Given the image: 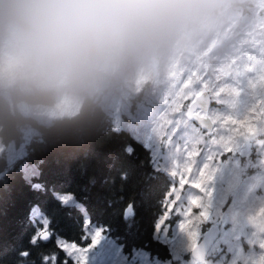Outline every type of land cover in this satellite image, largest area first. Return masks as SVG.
I'll return each mask as SVG.
<instances>
[{
  "label": "clouds",
  "instance_id": "9594fccd",
  "mask_svg": "<svg viewBox=\"0 0 264 264\" xmlns=\"http://www.w3.org/2000/svg\"><path fill=\"white\" fill-rule=\"evenodd\" d=\"M183 7L174 0H0V95L83 102L80 110L70 107L53 124L30 121L37 132L31 140L15 128L0 129V201L21 181L41 188L31 176L52 159L72 168L81 190L91 192L99 184L110 204L124 201L121 194L137 167L127 158L134 157L135 149L125 142L110 162L103 153L132 135L148 111L153 71L201 39L196 34L188 38L197 25L182 14ZM141 78L144 86L137 87ZM46 191L69 215L74 207H84L75 191L55 186ZM133 214L129 200L123 216ZM51 223L45 217L33 225L27 246L8 260L0 256V264H58L64 238ZM60 264H67V256Z\"/></svg>",
  "mask_w": 264,
  "mask_h": 264
},
{
  "label": "rangeland",
  "instance_id": "374dc122",
  "mask_svg": "<svg viewBox=\"0 0 264 264\" xmlns=\"http://www.w3.org/2000/svg\"><path fill=\"white\" fill-rule=\"evenodd\" d=\"M214 1L204 0L197 11V15L212 27L210 39L202 49L199 47L201 42L193 44L198 47L191 56L176 55L163 69L153 71L147 85L148 111L132 133L150 150L154 167L169 175L170 188L164 210L156 221L155 237L167 245L171 256L163 260L144 249L123 252L121 245L105 230L88 222L83 207L89 242L80 245L64 240L68 245H75L72 252L76 256L65 252L79 264H85V259L87 264H199L191 255L187 235L179 231V225L187 220L183 213L189 207L192 208L191 227L200 233L198 241L206 227L218 222L219 236L207 253L206 264H264V249L260 247V242L264 241V217L259 214L264 208V68L256 56L245 57V53L251 54L255 48L264 51V17L259 16L256 23H248L250 42H247L240 27L233 28L235 30L227 26L221 28ZM220 1L227 7L230 25L240 15L249 20V13L241 12L242 7L233 5L232 0ZM235 1L248 4V0ZM251 3L258 10L264 9V0H252ZM181 11L184 12L183 8ZM239 39L243 46L239 45ZM239 47L243 54L236 53L235 58L227 61V52ZM208 51L210 57L206 55ZM257 55L261 57L263 53L258 51ZM177 76H180L178 81ZM136 86L143 87L144 78L138 80ZM202 89L209 92L213 101L208 111L215 126L212 134L201 131L186 117L190 104ZM5 96L9 98L10 95ZM99 101L105 103L103 99ZM81 104L79 99L58 97L51 106L20 102L18 108L40 121L50 122L70 107L79 110ZM230 118L249 120L252 130L232 123ZM119 125L117 119L115 126ZM34 131L27 129L26 140L36 134ZM250 155L254 159L249 168L244 167ZM205 163L209 165L208 169H204ZM186 166H190L191 171H187ZM242 167L243 171L248 168L244 178H241ZM201 171L205 172L203 186L208 190L207 196L193 187V181L201 179ZM209 172L213 173L211 181L207 180ZM182 179L186 181L183 185ZM192 198H200L208 204L206 221L196 219L201 209L191 205ZM165 213L168 215L165 228L158 230L157 224ZM39 217L38 222L45 218ZM97 230L102 234L93 243Z\"/></svg>",
  "mask_w": 264,
  "mask_h": 264
},
{
  "label": "trees",
  "instance_id": "16d2710c",
  "mask_svg": "<svg viewBox=\"0 0 264 264\" xmlns=\"http://www.w3.org/2000/svg\"><path fill=\"white\" fill-rule=\"evenodd\" d=\"M203 1L174 0V2L184 5V12L181 11L182 14L190 23L197 25L196 29L187 33V36L191 39L193 34L200 35L201 39L197 41L201 42L200 49L210 39V32H213L211 25L208 26L197 15V11L201 9ZM232 1L233 5L238 4L242 7L241 12H244L246 15L249 13V20H246L240 15L235 19V23L230 25L228 20L231 19L227 17V7H224V3L220 0H216L213 2V5L218 10V22L221 28L227 26L230 29H238L240 27L247 42H250L247 38L249 34L248 28L250 27L248 23H256L259 16L264 17V9H256L251 3L252 0H248V4H245V2L237 3L235 0ZM187 3L190 4L186 5ZM190 7L193 8L187 12L186 10ZM207 19L211 20L214 18L208 17ZM241 34L240 38L242 39L243 36ZM241 39H239V45L243 46ZM197 47L190 45L182 48L177 55L184 58L186 56L189 57L195 53ZM241 51V47L229 50L226 55L227 61H229L228 59L235 58L236 53L243 54ZM258 51L261 54L263 53V56H258ZM251 52V54L245 53V57H249L250 55L256 56L255 58L264 68V51L255 48ZM206 55L210 57V52L208 51ZM4 96L0 95L1 129L7 131L9 128H15L25 137V130L27 128L34 129L29 123L30 121H38L42 125L55 123L57 117L53 118L50 122H43L33 115L25 113L23 115L18 108V103H26L27 101V104L31 105L41 104L51 106L55 104L56 98L48 101L23 94H12L10 98L7 97L8 101H6V96ZM97 103H100L99 99ZM84 112H87L86 104L84 105ZM36 134L34 136L31 135L32 137L30 136L28 140L34 138ZM133 137L132 134L118 139L103 153V156L108 157L110 162L111 157L119 156L120 148L125 142L132 144L135 149L134 157L127 158L137 166L135 176L133 181L126 185L125 191L121 194L124 196L123 202L113 200L110 204L107 194L101 189L99 184L91 192L81 190L79 188L80 181L72 168L67 163H58L55 159L50 160L46 165L42 166V171H38L31 176L32 182L41 185V188L33 189L25 185L22 181L18 183L12 195L10 197L5 196L0 201V256L8 260L10 257L15 256L17 248L27 246V238L35 230L33 225H39V215L50 217L52 220L51 228L54 229L56 234L63 237L65 241L75 242L80 245L89 242V238L85 232V215L83 210L77 211L74 207L71 210V215H69V210L67 209L59 210L51 193L46 191L55 186L62 191H75L77 200L84 205L90 222L101 227L113 237L121 245L123 252L131 253L134 249H144L149 251L150 254L157 255L160 259H166L170 253L167 245L155 237V225L159 215L164 210V201L170 188V179L168 174L154 167L150 150ZM107 174V166L105 165L103 175ZM129 200L133 202L134 214L125 219L123 216V207ZM29 216H31V219H29ZM49 246V244L42 245L44 248ZM34 254L35 249L33 250ZM66 256L67 264H79L72 257L68 256L64 249L60 251L58 264Z\"/></svg>",
  "mask_w": 264,
  "mask_h": 264
},
{
  "label": "snow or ice",
  "instance_id": "6c2138e0",
  "mask_svg": "<svg viewBox=\"0 0 264 264\" xmlns=\"http://www.w3.org/2000/svg\"><path fill=\"white\" fill-rule=\"evenodd\" d=\"M231 119V118H230ZM231 122L234 123V124H240V126L242 128H248L249 131H251V127H250V122L249 120L247 119H244L243 121L239 120L238 118L237 119H231ZM225 147L230 151L231 149L229 147H227V144L225 145ZM189 155H191V153H189ZM204 169H208L209 168V165L207 163L204 164ZM186 170L187 171H191V168L190 166H186ZM172 175L175 176L176 175V172L173 171L172 172ZM200 177L201 179H198L196 181H193V187L195 188H198L200 189L202 192L205 193V196L208 195V190L207 188H205L203 186L204 184V177H205V172L204 171H201L200 172ZM213 178V173L212 172H209L207 174V180L211 181ZM184 183H186V181H184L183 179L181 180V184L183 185ZM191 205L198 208V209H201V211L199 212V216L196 218L198 220H201V221H204L207 219L209 213H208V204H205L201 201L200 198H192L191 201H190ZM169 207H171V204L169 205ZM185 217L187 218L186 222L184 223H181L179 225V231L180 233L182 234H186L187 237H188V240L190 241L189 243V247L195 251L198 247H199V244H198V237L200 235L199 231L198 230H195L193 227H191L193 225V221L191 219V215H192V208L189 207L187 208L184 213ZM259 214L260 216L264 217V208H261L259 210ZM168 219V215L167 213H165V215L160 219V221L158 222L157 224V229H161V228H165V221ZM254 219V218H252ZM99 237V234L96 235V237L93 239V243L96 242V240H98L97 238ZM61 246L62 248L67 251V253L69 255H71L73 252H72V249L75 248V245H68L64 242H61ZM260 247L261 249H264V241H261L260 242Z\"/></svg>",
  "mask_w": 264,
  "mask_h": 264
},
{
  "label": "water",
  "instance_id": "95a60500",
  "mask_svg": "<svg viewBox=\"0 0 264 264\" xmlns=\"http://www.w3.org/2000/svg\"><path fill=\"white\" fill-rule=\"evenodd\" d=\"M216 48V45L213 46V49ZM176 80H180V76L176 77ZM212 105V99L209 92L206 89H203L199 94L196 95L195 99L192 101L188 108L187 117L195 122L201 129L212 133L214 123L208 115L210 106ZM200 109L203 114L197 112ZM215 235L213 232H206L202 240L198 243L199 247L192 253L199 260L204 258L207 251L211 247L213 241L215 240Z\"/></svg>",
  "mask_w": 264,
  "mask_h": 264
},
{
  "label": "flooded vegetation",
  "instance_id": "af4514ba",
  "mask_svg": "<svg viewBox=\"0 0 264 264\" xmlns=\"http://www.w3.org/2000/svg\"><path fill=\"white\" fill-rule=\"evenodd\" d=\"M187 119H189L188 117H187ZM195 126H196V124H195V122L193 121V120H191V119H189ZM215 130V126L213 127V131ZM202 131V130H201ZM212 131V132H213ZM210 134H212V133H210ZM214 134V133H213ZM253 159H254V156H252V155H250L249 156V160H248V162L246 163L245 162V158H243L242 159V166H243V162H245V166L244 167H247L248 166V168L250 167V165H251V163H252V161H253ZM244 167H242L241 168V178H244V176H245V173L247 172L246 170L248 169H246L245 171H243V168ZM207 229V228H206ZM207 231L206 230H204V232H203V235H202V237H201V239L198 241V243L202 240V238H203V236H204V234L206 233ZM219 236V235H218ZM217 236V237H218ZM217 237L215 238V240L217 239ZM215 240H214V242H215ZM214 242L212 243V245L214 244ZM212 245H211V247H212ZM211 247L209 248V250L211 249ZM208 250V251H209ZM208 253V252H207ZM207 253H206V255L204 256V258H202V259H198V258H196L195 257V255L192 253V251H191V255H192V257L195 259V261L197 262V263H199V264H206V259H207ZM157 256V255H156ZM171 256V255H170ZM166 259H167V257H166ZM163 260H165V259H163Z\"/></svg>",
  "mask_w": 264,
  "mask_h": 264
},
{
  "label": "bare ground",
  "instance_id": "6f19581e",
  "mask_svg": "<svg viewBox=\"0 0 264 264\" xmlns=\"http://www.w3.org/2000/svg\"><path fill=\"white\" fill-rule=\"evenodd\" d=\"M14 96V95H13ZM5 97V96H4ZM3 97V98H4ZM9 98H10V96H9ZM6 99V101H8V99H7V97L5 98ZM13 99V98H12ZM18 99V98H17ZM15 100V99H14ZM25 100V99H24ZM10 101H11V99H10ZM10 101H9V103H10ZM16 101H18V100H16ZM15 101V102H16ZM49 101V100H48ZM12 102V101H11ZM44 102V101H43ZM26 103H27V101H26ZM39 103V102H38ZM41 103V102H40ZM44 104V103H43ZM12 105V104H11ZM23 105V104H22ZM10 106V105H9ZM16 106V105H15ZM12 107V106H11ZM20 108V107H19ZM17 109V108H16ZM15 111V110H14ZM21 113H23V112H21ZM21 113H19V114H21ZM23 115H24V113H23ZM21 124V123H20ZM27 124H29V123H27ZM26 125V124H25ZM1 127V126H0ZM21 127V126H20ZM26 127H28V126H26ZM1 129V128H0ZM23 129V128H22ZM27 129H31V128H27ZM27 129L25 130V135L27 134ZM35 129V128H34ZM33 129V130H34ZM22 131V130H21ZM34 133H35V131H34ZM37 135V134H36ZM34 136V135H33ZM32 137V136H31ZM25 138V137H24ZM132 145V144H131ZM257 184H259V181L257 182ZM32 221V220H31ZM34 221V220H33ZM35 223V222H34ZM217 223L218 222H216V223H213V224H211V225H209L208 227H206L205 228V230L207 231V232H213L214 233V235H215V237H217L218 235H219V227L217 226ZM28 239V238H27ZM23 244V243H22ZM23 246V245H22ZM14 250V249H13ZM17 250V249H16ZM72 259V258H71Z\"/></svg>",
  "mask_w": 264,
  "mask_h": 264
}]
</instances>
